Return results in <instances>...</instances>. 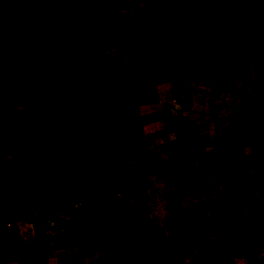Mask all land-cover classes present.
Instances as JSON below:
<instances>
[{
    "label": "rangeland",
    "instance_id": "obj_1",
    "mask_svg": "<svg viewBox=\"0 0 264 264\" xmlns=\"http://www.w3.org/2000/svg\"><path fill=\"white\" fill-rule=\"evenodd\" d=\"M108 1L0 0V264H264V0Z\"/></svg>",
    "mask_w": 264,
    "mask_h": 264
},
{
    "label": "trees",
    "instance_id": "obj_2",
    "mask_svg": "<svg viewBox=\"0 0 264 264\" xmlns=\"http://www.w3.org/2000/svg\"><path fill=\"white\" fill-rule=\"evenodd\" d=\"M103 2H104V10L106 11V13L107 14H105V17L106 18H109L110 19V14H111V8H110V5H109V1L108 0H102ZM247 16V15H246ZM246 16H244V17H241V18H239L240 16L239 15H236V16H234V17H229V16H227V17H225V20H230L231 18H233L235 21H238L239 19H242V18H245ZM251 17V16H250ZM252 17H255V16H252ZM205 21L204 20H199V21H197V23H196V26H201V25H203V23H204ZM231 23L229 22V25H230ZM109 26H114V28L112 29V36H115L116 35V33L119 31V29H120V25H118L116 22H111V23H109ZM102 29H103V27H102ZM199 56H201V55H199ZM201 57H203V58H206L205 56H201ZM200 57V58H201ZM202 61L203 62H205L206 60L205 59H202ZM196 65H198V64H194V65H192L193 67L194 66H196ZM190 67V66H189ZM87 107H88V109L90 110V113L93 111L92 110V108H91V105H90V103L88 102L87 103ZM89 118L91 119V121L94 123V120L95 119H93V118H91V115H89ZM95 128H100V126L98 125H96V127ZM95 133H97V132H95ZM103 153L105 152V147H104V149H103V145H102V150H101ZM116 234H117V232H116ZM123 244V243H122ZM124 245V244H123ZM118 246V252H120V253H123V254H125V256H129L130 257V255H129V253L128 252H126V251H122L120 248V246L119 245H117ZM125 246V245H124ZM130 259H131V257H130ZM132 260H134V259H132ZM142 262V261H141ZM144 262V261H143Z\"/></svg>",
    "mask_w": 264,
    "mask_h": 264
}]
</instances>
